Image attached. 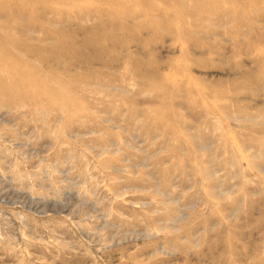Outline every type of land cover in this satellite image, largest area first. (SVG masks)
Returning a JSON list of instances; mask_svg holds the SVG:
<instances>
[{"label":"rangeland","instance_id":"rangeland-1","mask_svg":"<svg viewBox=\"0 0 264 264\" xmlns=\"http://www.w3.org/2000/svg\"><path fill=\"white\" fill-rule=\"evenodd\" d=\"M0 264H264V0H0Z\"/></svg>","mask_w":264,"mask_h":264}]
</instances>
